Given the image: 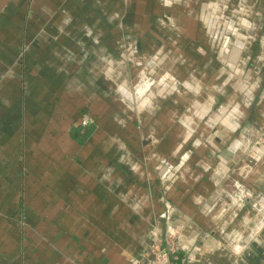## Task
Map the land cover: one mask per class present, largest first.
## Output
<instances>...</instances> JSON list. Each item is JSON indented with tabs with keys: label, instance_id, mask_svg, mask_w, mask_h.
<instances>
[{
	"label": "crops",
	"instance_id": "obj_1",
	"mask_svg": "<svg viewBox=\"0 0 264 264\" xmlns=\"http://www.w3.org/2000/svg\"><path fill=\"white\" fill-rule=\"evenodd\" d=\"M263 188L264 0H0V264H264Z\"/></svg>",
	"mask_w": 264,
	"mask_h": 264
},
{
	"label": "rangeland",
	"instance_id": "obj_2",
	"mask_svg": "<svg viewBox=\"0 0 264 264\" xmlns=\"http://www.w3.org/2000/svg\"><path fill=\"white\" fill-rule=\"evenodd\" d=\"M230 9L231 8H229V11ZM227 10L228 9H224L223 15L225 18L223 20H220L219 22H208L207 29L214 33L215 36L218 35V37H221L222 41L228 39V42H235L236 40L243 38L245 35L243 32H246V29L243 27L244 23L239 18H233L232 15H230L231 13H227ZM228 16L230 18H227ZM254 200L257 208H264V188Z\"/></svg>",
	"mask_w": 264,
	"mask_h": 264
},
{
	"label": "built area",
	"instance_id": "obj_3",
	"mask_svg": "<svg viewBox=\"0 0 264 264\" xmlns=\"http://www.w3.org/2000/svg\"><path fill=\"white\" fill-rule=\"evenodd\" d=\"M93 120L89 116H85L82 120L83 125L91 123ZM172 251L162 248L161 246H155L151 255L145 259L144 262L138 264H176L172 261L170 253Z\"/></svg>",
	"mask_w": 264,
	"mask_h": 264
},
{
	"label": "water",
	"instance_id": "obj_4",
	"mask_svg": "<svg viewBox=\"0 0 264 264\" xmlns=\"http://www.w3.org/2000/svg\"><path fill=\"white\" fill-rule=\"evenodd\" d=\"M177 253H170V257H171V259H172V261H174L176 264H182L180 261V259L179 258H177Z\"/></svg>",
	"mask_w": 264,
	"mask_h": 264
}]
</instances>
